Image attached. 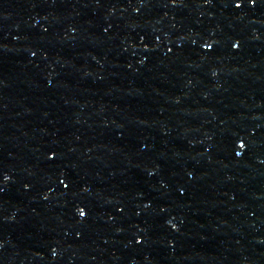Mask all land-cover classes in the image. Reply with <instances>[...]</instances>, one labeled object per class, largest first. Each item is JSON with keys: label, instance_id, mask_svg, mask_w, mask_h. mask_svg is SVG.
Wrapping results in <instances>:
<instances>
[{"label": "water", "instance_id": "95a60500", "mask_svg": "<svg viewBox=\"0 0 264 264\" xmlns=\"http://www.w3.org/2000/svg\"><path fill=\"white\" fill-rule=\"evenodd\" d=\"M142 126L79 264H264V0L207 35Z\"/></svg>", "mask_w": 264, "mask_h": 264}]
</instances>
